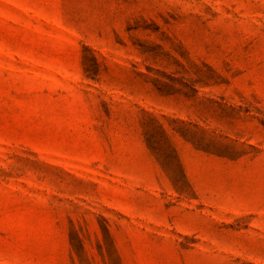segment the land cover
Here are the masks:
<instances>
[{"label":"rangeland","instance_id":"374dc122","mask_svg":"<svg viewBox=\"0 0 264 264\" xmlns=\"http://www.w3.org/2000/svg\"><path fill=\"white\" fill-rule=\"evenodd\" d=\"M0 264H264V0H0Z\"/></svg>","mask_w":264,"mask_h":264}]
</instances>
